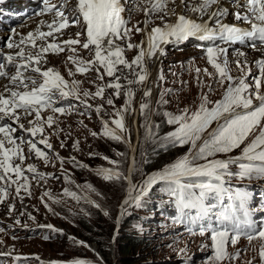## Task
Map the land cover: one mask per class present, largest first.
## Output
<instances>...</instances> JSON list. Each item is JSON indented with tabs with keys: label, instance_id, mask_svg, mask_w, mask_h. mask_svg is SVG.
I'll use <instances>...</instances> for the list:
<instances>
[{
	"label": "snow or ice",
	"instance_id": "6c2138e0",
	"mask_svg": "<svg viewBox=\"0 0 264 264\" xmlns=\"http://www.w3.org/2000/svg\"><path fill=\"white\" fill-rule=\"evenodd\" d=\"M226 3L229 0H198L196 4L191 0H179V4L177 0H41L39 9L18 27L47 15L52 16L50 22L41 19L35 30L26 35L17 27L10 28L0 48V81H6L0 84V204H7L9 217L17 212L12 201L23 203L25 197H32L33 182L61 179L55 173L39 171L34 163H26L29 157L53 167V160H57L63 180L76 189L63 188V196L78 203L83 201L104 216L110 215L92 198L103 194L90 182L76 184L72 171L64 168L65 163L93 171L103 182L123 192L118 221L129 214V208H142L155 190L175 205V223L184 225L189 235L206 236L211 241L210 245H201L202 250L211 253L204 264H236L248 248H237L232 253L229 247L237 246L241 239L248 241L253 252V242H260L257 255L259 264H264V204L253 205V193L232 184L234 179L264 181V0H230L229 6H224ZM133 13H142L144 19L132 24ZM230 15L235 23L226 22ZM240 23L248 27H241ZM73 27L79 30L63 39L66 30ZM136 36L141 39L135 41ZM190 39L208 42L202 50L206 63L214 70L195 66V58L185 67L189 73L195 72L194 80L200 90L198 103L175 112L167 110L173 103V90H159L166 79L161 68L157 76L160 83L156 85L159 96L153 106V89L147 87L151 77L149 63L165 56L169 45ZM238 45L260 52V58L250 62L248 53ZM229 49L235 59H230ZM81 50L87 51L89 58L81 56ZM65 52L69 53L65 64L72 65L67 68V75L72 79L46 67L49 54ZM130 52H134L131 59ZM233 64L239 75H233ZM91 73H95L89 81L96 87L94 92L83 89L85 81L74 78ZM181 84L186 86L188 81ZM136 85L144 86L139 114L144 119L145 140L165 151L187 146L186 152L151 173L137 168L135 156L125 170L122 160L90 152V158L98 157L109 165L93 169L74 155L66 160L55 152L49 135H63L65 129L59 127L58 116L73 114L89 120L95 114L102 127L100 131H89L93 138L126 144L135 152L126 117L137 111L133 108ZM216 85L223 89L222 95L211 99ZM106 90H112L107 97ZM121 97L124 103L117 107L116 101ZM97 99L101 102H90ZM46 112L51 114L45 117ZM158 115L172 128L163 136L159 135L161 123L153 120ZM79 123L88 128L83 120ZM67 139H72L70 130ZM60 147H66L65 140L60 141ZM73 148L81 150L79 139L73 140ZM115 155L128 159L121 151H115ZM148 162L145 154L143 163ZM44 197L51 198L52 193L45 191L41 197L45 208L52 212ZM19 216L36 219L25 211H20ZM18 226L27 227L16 218L12 225H0V233ZM38 227L63 235V230L52 224ZM135 228L143 233L141 225ZM69 238L95 253L86 242ZM115 239L113 236V242ZM180 251L184 253L185 249ZM13 252L14 248L0 252V257H13ZM95 255V262L74 258L68 264H105L99 253ZM33 258L38 259L14 257L18 264ZM256 261L257 256H253L246 264Z\"/></svg>",
	"mask_w": 264,
	"mask_h": 264
},
{
	"label": "rangeland",
	"instance_id": "374dc122",
	"mask_svg": "<svg viewBox=\"0 0 264 264\" xmlns=\"http://www.w3.org/2000/svg\"><path fill=\"white\" fill-rule=\"evenodd\" d=\"M131 19H133L132 24H135L137 20H143L144 16L142 13H133ZM157 23H159V21H157ZM140 39V36H138L136 37L135 41H139ZM133 55L134 52L128 53L129 59H131ZM167 56L169 58H167L165 64L161 66L166 79L165 82L161 85V88L159 89L173 90V95L170 97L173 103L167 106V110L175 112L178 108H183L185 106H194L195 103H198L200 91L199 88H197L194 80L195 72L193 71L189 73L185 70V68L180 69L177 66H173L172 63H168V61L171 59L172 52H168ZM232 59H235V57H233ZM156 67L157 69H155ZM161 68H159V65H154L152 62L149 63V69L153 70L155 73L153 83L147 84V87L153 89V96L151 97L153 106H156L155 102L159 96V90L157 89L156 85L160 83L157 80V76ZM181 81H188V84L186 86H182ZM97 83H99V81ZM215 87L216 91L211 96V99L219 98L221 92H223L219 85H216ZM134 89L136 95L133 103V108H135L137 111L133 112L130 116H127L126 122L129 125L130 129H132V144L135 146L137 142L138 147L139 141L141 139V132L145 136V128L143 127L144 119L139 114V104L141 102H144L142 99V92L144 90V86L136 85L134 86ZM111 91L112 90H106L108 95L111 94ZM123 103L124 98L121 97L119 100L116 101V106L120 107L123 105ZM108 111L111 112L112 109L109 108ZM136 112L138 113V117L135 118L133 114H135ZM84 120H86L85 122L83 121L84 124L88 126L86 130H101V123L97 118L95 119L94 115L91 120H88L87 118H84ZM153 120L155 122L161 123V128L159 131L160 136H163L165 133L172 130L171 126H168L166 123H163L162 116H155L153 117ZM79 125L82 126L81 124ZM76 138L80 141L81 150L78 152L75 151L73 148V142L71 141L68 143L69 156H76L78 160L82 161L86 165H89L93 169L98 166L109 167V165L104 160L98 159V157H89V153L92 152L93 144V137L89 134V131L78 132L76 134ZM124 145L126 146L127 150H129L130 155V148L128 147V145ZM156 146L158 147L157 144H153L145 140L143 154H140L138 159H136V150L135 159L137 162L136 166L138 169L141 170L145 165V163H143L145 154H147V159L149 161L148 164L151 166V168H149V170H147L145 173H151L158 169L157 164H154V168L151 164V160H154L157 157L156 154H153V152H155L154 148ZM183 148H186L185 150L187 151V146H184ZM184 152H174L173 155H181ZM233 154H238V151ZM104 155H107L112 159H114L115 157V154H113L112 151H108ZM122 166L125 170L128 168V165L126 166V164L124 163ZM66 169L72 171V179L75 180L76 184H83L80 182H90L99 192L103 194L102 197H96L95 195H93L92 198L96 199L97 202L104 201L109 204L111 206V211L115 215L114 221L115 223H117L116 221L120 214V203L122 200L123 192L118 191L116 187L103 182L95 175L93 171L72 167H68ZM76 173L79 175H77ZM137 179H140L139 175H137ZM50 185H52L51 187L55 188V193L53 194V197L51 199H44L50 205L53 211L49 212L45 208L44 203L41 201V199L36 198L30 205L32 214L33 216H35L36 219L35 221L31 220L30 224L32 226L52 224L55 226V228L62 229L63 235L51 232L50 236L52 237H50L48 240H42L39 236L33 238H25L22 241H19L16 248H18L19 251L26 254L28 257H38V259H30V263L32 264H37L38 260L43 261L45 264H53V262H56V264H68V262H70L74 258H83L81 253L82 251L78 248L79 245H77L69 237H74L76 240L86 242L88 245H90V248L95 247V253H97V247L95 245H92L91 243L82 240L81 238L77 237V235H67L66 237H68V240L64 237V226L70 228L72 231L78 230V227L82 222H88L90 220V211L96 208L84 203L83 201L78 203L67 196H63L62 189L65 187L70 188L72 190H76L73 185L66 183L63 180V177L60 180L51 183ZM161 196L162 194H159L157 191L154 190L151 198L147 200L144 206H146V204L150 200L153 203L156 199H160ZM54 199H59L60 203H54ZM144 206L142 208H129V214L126 215V224L130 227H133L135 231H137L135 226L141 225L143 228L142 234L153 235L154 247L151 251L148 252V254L153 253L157 258H160L162 261H164V263L169 264H181L185 260H189L191 264H204L205 257L210 255L211 253L210 250H202L201 245H210L211 241L208 238L199 236L193 238L192 240H189L182 236L181 233L173 232L171 227L165 224L156 223L159 222V219L157 217V210L155 211V215L152 218V221L155 223L154 228L151 227L147 231H145L144 226L141 224V222H136V220H139L138 216L144 215ZM151 208H153L152 205ZM85 212L90 213V215H85ZM156 234L159 235L156 236ZM80 247L83 251L84 249H87L83 246ZM110 248L111 246L108 249ZM181 249H185V252L181 253ZM95 253H93V255H95ZM236 264H245V261L240 258V260L237 261Z\"/></svg>",
	"mask_w": 264,
	"mask_h": 264
},
{
	"label": "trees",
	"instance_id": "16d2710c",
	"mask_svg": "<svg viewBox=\"0 0 264 264\" xmlns=\"http://www.w3.org/2000/svg\"><path fill=\"white\" fill-rule=\"evenodd\" d=\"M100 102V100H96L94 103L98 104ZM81 129L83 128L81 127ZM144 146L145 136L141 132V139L137 147L136 159L139 158L140 154H143ZM154 149L155 152H153V154H156L157 157L154 160H151V164L153 168L154 164H157L158 169L179 155H173L174 152L179 153L186 151V148H169L165 151L160 149L159 146H156ZM94 151L99 152L101 155H104L108 151H112L113 154H115V151L124 152L128 157L127 160L122 157H116V155L114 159L122 160L126 166L129 164V150H127L124 144H117L116 142L108 141L103 138H93L92 152ZM149 168H151V166L147 163L143 166L141 171L145 173L147 170H149ZM170 202L171 200L163 194L160 199H156L153 203L150 200L143 208L144 215L138 216L139 220H136V222H141L145 231L151 227L154 228L155 223L152 221V218L155 215V211L157 210L159 222L156 223L168 225L170 218L168 204ZM98 203H100L101 206L109 212V216H104L99 209H92L90 211L91 216L88 222H82L78 227V230L75 231H72L70 228L64 226L65 233L77 235V237L81 238L82 240L95 245L97 247V252L103 257L105 264H114V259L115 264H169L164 263V261H162L160 258H157L153 253L148 254V252L154 247L153 235H144L135 231L133 227H130L126 224V215L120 219L119 229H117V223L114 221L115 215L111 211V206L104 201ZM151 205L153 208H151ZM158 235L159 234H156V236ZM113 236L116 237L115 242H113L114 257L111 256L108 249L112 244ZM64 237L68 240L66 235H64ZM78 248L82 251V257L84 259L93 262L97 260V257H95V255H93L89 249H84L83 251L80 246H78Z\"/></svg>",
	"mask_w": 264,
	"mask_h": 264
},
{
	"label": "clouds",
	"instance_id": "9594fccd",
	"mask_svg": "<svg viewBox=\"0 0 264 264\" xmlns=\"http://www.w3.org/2000/svg\"><path fill=\"white\" fill-rule=\"evenodd\" d=\"M45 191H48V192L52 193V197H53V194L55 193V188L51 187V186H48V187L41 186V184H37L36 182H33L32 183V187H31V192H32V197L31 198L25 197L24 200H23V203H21L18 200L12 201V202L16 203V208H17V212L14 213L12 215V217H9V215L7 213V207H6L5 210H2V212L0 213V220H1V222L3 224H7L8 226L12 225L16 218H20L21 221H22V224H26L27 225L26 228L23 227V226H18V227L14 228V229L8 227V230H7L8 241L11 244V250L14 248L13 255H20V256L28 257L26 254L22 253L21 251H19L18 248H16V246L19 243V241H22L25 238H33V237L39 236L42 240H46V239H44V237L47 236V235L44 233V231L45 230H49V229L38 227V225L37 226H32L30 224L31 220L27 216H24V217H20L19 216V212L20 211H25V212H28V213L32 214V211H31V208H30L31 203L36 198L41 199V197L44 196ZM13 196H14V191H13ZM44 198L45 199H51L49 197H44ZM13 235L16 236L15 240L12 239ZM64 235L70 236V234L65 233V231H64ZM49 237H52V236H49ZM26 264H32V263H30V259L27 260ZM37 264H45V263L43 261H41V260H38Z\"/></svg>",
	"mask_w": 264,
	"mask_h": 264
},
{
	"label": "water",
	"instance_id": "95a60500",
	"mask_svg": "<svg viewBox=\"0 0 264 264\" xmlns=\"http://www.w3.org/2000/svg\"><path fill=\"white\" fill-rule=\"evenodd\" d=\"M137 149V148H136ZM133 156H135V153L132 155L131 153H130V155H129V163H130V161H131V157H133ZM128 166H129V164H128ZM117 229H119V223H120V219H119V221H118V218H117ZM91 249H94L95 250V252H96V248L95 247H93V248H91ZM113 250H114V243H113V241H112V245H111V248H110V254H111V256L112 257H114V255H113ZM92 253H94L93 251H92ZM100 255V254H99ZM101 256V255H100ZM114 264H115V259H114Z\"/></svg>",
	"mask_w": 264,
	"mask_h": 264
},
{
	"label": "bare ground",
	"instance_id": "6f19581e",
	"mask_svg": "<svg viewBox=\"0 0 264 264\" xmlns=\"http://www.w3.org/2000/svg\"><path fill=\"white\" fill-rule=\"evenodd\" d=\"M177 3L179 4V0L177 1ZM141 38V37H140ZM152 65V64H151ZM156 69H157V67H156ZM149 71L151 72V77H150V81L148 82V84L149 83H153V80H154V76H155V74H154V72L152 71V70H150L149 69ZM155 90V89H154ZM155 98V97H154ZM132 146H133V148H135V146L132 144ZM135 152H133L132 151V149H131V154L133 155Z\"/></svg>",
	"mask_w": 264,
	"mask_h": 264
}]
</instances>
